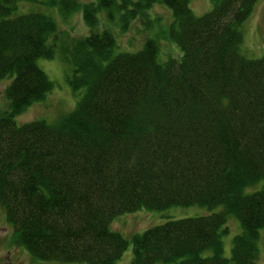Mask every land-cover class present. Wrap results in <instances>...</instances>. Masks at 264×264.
Wrapping results in <instances>:
<instances>
[{
    "label": "trees",
    "instance_id": "1",
    "mask_svg": "<svg viewBox=\"0 0 264 264\" xmlns=\"http://www.w3.org/2000/svg\"><path fill=\"white\" fill-rule=\"evenodd\" d=\"M23 1L0 0V81L11 75L0 106V208L11 241L41 259L112 264L128 243L108 225L119 212L222 203L133 232L127 264H260L264 55L239 50L254 0H212L200 14L189 0H29L64 16L81 6L88 33L78 36ZM155 2L172 9L166 34L180 55L159 61L152 36L113 50L97 11L126 31ZM57 41L81 96L51 122H17L52 86L36 59L54 56ZM232 212L241 226L227 256L220 238Z\"/></svg>",
    "mask_w": 264,
    "mask_h": 264
},
{
    "label": "rangeland",
    "instance_id": "2",
    "mask_svg": "<svg viewBox=\"0 0 264 264\" xmlns=\"http://www.w3.org/2000/svg\"><path fill=\"white\" fill-rule=\"evenodd\" d=\"M86 2L87 0H79ZM189 6L196 14H200L204 10L211 9L213 6L212 0H189ZM23 7L31 9H40L41 11L50 13L55 23L56 28L60 31L68 32L70 35L78 36V34L88 33V24L83 20L81 6L75 10L69 11L65 16L58 10L57 4L30 2L29 0L22 2ZM171 7L166 6L162 2L152 3L147 12L146 17H136L129 23L128 30H120L118 27L120 19L117 15L113 18L105 16V11L99 9L97 11V19L99 20L97 27H107L114 33L116 45L113 50L126 51L136 50L144 42L146 37H156L158 40L157 59L159 61L169 56L180 55L181 49L177 46L172 38L166 34L169 29V24L172 21ZM143 17V18H142ZM145 17V18H144ZM239 30L242 34V39L239 43L240 53L243 55L256 56L264 55V0H254L253 7H251L249 14L239 25ZM49 39V37H48ZM47 39V40H48ZM58 41L55 48V55L51 57H44L40 55L36 59V64L43 68L44 73L51 79V87L42 97L32 100L27 104L18 114L14 116L17 122L29 121L32 118H45L46 121L51 122L57 119L62 113L68 112L73 108L75 100L81 96L84 86L75 88L68 81V76L71 71V64L64 62L59 54ZM11 79V75H7L0 81V106H4L7 102L3 96V87ZM258 185V184H257ZM250 187L246 188V190ZM224 206L222 203L208 208L205 204L190 203V205L171 204L168 207L154 209L151 207L140 206L136 210H128L126 212H119L109 222V227L119 232L128 240L126 249L120 253V256L112 264H127L133 252L131 248L132 233L142 231L149 227L150 224L160 223L170 217L179 218L180 216L201 215L202 213L210 212L211 210H220ZM5 212L0 208V264H86L83 261L62 262L61 260H52L51 258L41 259L33 256L20 243H13L11 241V225L5 219ZM237 215L232 212L225 217L226 230L221 235V243L223 245L221 254L231 255L230 248H232V237L235 233L240 231V222L237 220ZM260 236H258L257 262L264 264V227L259 229ZM166 264V263H157Z\"/></svg>",
    "mask_w": 264,
    "mask_h": 264
}]
</instances>
